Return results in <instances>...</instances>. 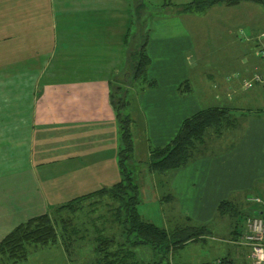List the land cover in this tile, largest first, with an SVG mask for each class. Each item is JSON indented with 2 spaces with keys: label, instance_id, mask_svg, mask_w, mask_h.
<instances>
[{
  "label": "crops",
  "instance_id": "0c3cea01",
  "mask_svg": "<svg viewBox=\"0 0 264 264\" xmlns=\"http://www.w3.org/2000/svg\"><path fill=\"white\" fill-rule=\"evenodd\" d=\"M166 2L144 10L150 17L147 75L155 84L135 94L134 137L135 159L145 165L149 147L168 142L184 117L234 98L231 74L223 79L196 68L197 58L189 53L193 36L181 12ZM138 9L139 0H0V239L28 217L120 178L110 91L122 79L121 71L128 70V35L137 30ZM247 56L242 72L234 74H260L256 50ZM42 71L71 73L42 80ZM200 77L206 78L203 84ZM184 79L191 91L179 94ZM240 122L234 144L176 169L165 186L175 214L197 222L215 220L216 206L225 198L240 205L243 219L264 211V204L248 199H264V113ZM155 179L150 174L159 199ZM162 215L167 219L168 213ZM225 226L224 236L231 238V224ZM225 241L226 253L216 254L227 264H249L248 245L234 237ZM210 247L218 246L211 242Z\"/></svg>",
  "mask_w": 264,
  "mask_h": 264
},
{
  "label": "trees",
  "instance_id": "16d2710c",
  "mask_svg": "<svg viewBox=\"0 0 264 264\" xmlns=\"http://www.w3.org/2000/svg\"><path fill=\"white\" fill-rule=\"evenodd\" d=\"M241 1L189 0L178 3L168 0L166 3L173 4L178 12L192 13L204 11L214 3L234 5ZM249 1L264 6V0ZM140 4L142 2L139 1ZM146 46L147 33L128 51V70L110 91L119 131L117 164L120 178L17 223L0 239V264L24 262L39 244H55L69 261L72 254L80 260L84 257V261H79L82 264H172L173 259L174 264H179L176 257L181 246L204 239L213 232L216 219L197 222L189 216L181 217L173 212L170 203L166 226L156 224L139 210L141 184L128 163L133 159L134 136L137 134L135 94L155 84L154 79L147 75L150 57ZM259 82L253 81L250 86ZM177 90L179 94L189 93L191 85L188 79L181 81ZM235 108L221 103L202 106L183 118L168 142L150 146L146 168L155 175L156 185H168L176 169L198 156L222 149L219 148V140L225 132H231L229 135L233 136L227 146L234 144L232 139L236 132L232 131L241 125L240 119L261 111L260 108L237 107L241 111V117H238L233 112ZM171 198L172 194L166 192L159 200L169 201ZM216 214L217 218H228L232 237L238 238L242 233L241 225H244V219L239 220L238 217V214H243L238 203L228 198L221 199L216 206ZM84 246L87 248L82 250ZM222 259L227 264L226 257L222 256ZM210 261L203 264H212Z\"/></svg>",
  "mask_w": 264,
  "mask_h": 264
},
{
  "label": "rangeland",
  "instance_id": "374dc122",
  "mask_svg": "<svg viewBox=\"0 0 264 264\" xmlns=\"http://www.w3.org/2000/svg\"><path fill=\"white\" fill-rule=\"evenodd\" d=\"M142 5H139V11L137 14V23L134 27H137L136 32L131 30L129 33L128 45L132 48L135 46V42H140L147 33V26L150 22L148 12L144 11L146 6L159 5L164 0H139ZM168 1V0H165ZM172 1H189V0H172ZM181 20L185 21L187 28L193 36L195 46L190 50V54L193 59L197 58L195 64L204 72H211L214 76H221L224 79L225 76L231 74L229 78V85H232L234 89V98L231 103L220 102L221 104H227L235 106L233 110L234 114L241 117V111L238 110V104H241L252 109L260 108L264 113V57L256 56L259 62L263 65L260 68V74H262V80L259 83L254 84L248 88L242 86V79L244 77H250V75H237L236 71L243 70V66L250 56L247 53L251 50H256V43L260 41L261 32L264 31V6L249 0H243L234 5H227L224 3H214L207 7L204 11L183 13L181 12ZM137 40V41H136ZM198 56L199 60H198ZM245 62V64L243 63ZM243 63V64H242ZM67 72L71 71H42V80L45 79H57L65 78ZM105 73L107 71H94ZM125 71H121L122 77H124ZM121 76H119L120 78ZM119 80V79H117ZM206 78L200 77V82ZM237 97L244 99L243 102L237 101ZM239 102V103H238ZM233 130L232 132H236ZM231 133V132H229ZM225 132L219 140V148L227 146L229 140L233 137ZM137 141H134L133 159L129 161L130 168L135 170V178H142L144 180L141 185V203L139 204L140 212L148 219L154 221L158 225H168L167 219L163 218L162 212L168 213L170 207L169 201L155 199L154 189L150 182V174L152 172L147 171L144 161L135 159L137 149ZM181 168V167H180ZM157 190L161 194H165V186H157ZM263 199V198H262ZM240 207V205H239ZM50 209V208H49ZM239 220L242 219V215L238 214ZM227 217H220L213 223V238L207 237L205 241L193 240L181 246L178 251L176 259L180 264H200L206 260H211L213 264L217 258L222 256L216 253H226V241H232L233 237L226 238L224 231L226 230ZM216 226V227H215ZM238 239V238H237ZM215 243L218 247L217 250L212 251L210 244ZM238 243V242H237ZM244 244V243H243ZM246 245V244H245ZM38 248V249H37ZM73 248V247H72ZM87 247H82L81 249ZM206 252L205 256L203 254ZM84 254L81 255L83 257ZM216 255V257H214ZM218 255V256H217ZM69 261L64 256L63 251L55 244H49L47 246H41L39 244L35 250L31 251L29 257L23 261H19L14 264H82L79 261H84V257L80 260L73 257ZM214 257V258H213ZM174 260L172 264H174ZM223 260V259H222ZM84 264V263H83Z\"/></svg>",
  "mask_w": 264,
  "mask_h": 264
},
{
  "label": "built area",
  "instance_id": "2783aa9c",
  "mask_svg": "<svg viewBox=\"0 0 264 264\" xmlns=\"http://www.w3.org/2000/svg\"><path fill=\"white\" fill-rule=\"evenodd\" d=\"M260 43L256 49L258 56L264 57V31L261 32ZM259 73H253L250 77L242 79V86L248 88L253 81H261ZM251 201L264 204V199L254 195L248 198ZM236 242L244 243L249 247V264H264V211L254 210L244 216V229ZM213 264H225L221 258H217Z\"/></svg>",
  "mask_w": 264,
  "mask_h": 264
}]
</instances>
